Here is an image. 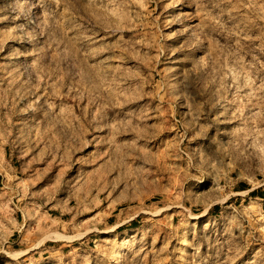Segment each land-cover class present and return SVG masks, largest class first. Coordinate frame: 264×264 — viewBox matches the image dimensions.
Instances as JSON below:
<instances>
[{
    "label": "rangeland",
    "instance_id": "rangeland-1",
    "mask_svg": "<svg viewBox=\"0 0 264 264\" xmlns=\"http://www.w3.org/2000/svg\"><path fill=\"white\" fill-rule=\"evenodd\" d=\"M125 240L264 264V0H0V264Z\"/></svg>",
    "mask_w": 264,
    "mask_h": 264
},
{
    "label": "bare ground",
    "instance_id": "bare-ground-1",
    "mask_svg": "<svg viewBox=\"0 0 264 264\" xmlns=\"http://www.w3.org/2000/svg\"><path fill=\"white\" fill-rule=\"evenodd\" d=\"M192 219H195L193 217H191ZM197 219V217H196ZM112 230V229H111ZM102 234H106V232H103ZM125 246H126V240L119 246L117 247V249H115L112 253H111V263L112 264H120L119 263V258H120V252L122 250L125 249Z\"/></svg>",
    "mask_w": 264,
    "mask_h": 264
}]
</instances>
